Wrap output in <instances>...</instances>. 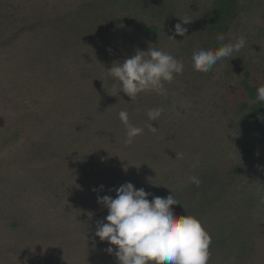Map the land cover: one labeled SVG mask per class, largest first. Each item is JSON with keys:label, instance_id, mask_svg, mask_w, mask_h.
Masks as SVG:
<instances>
[{"label": "rangeland", "instance_id": "1", "mask_svg": "<svg viewBox=\"0 0 264 264\" xmlns=\"http://www.w3.org/2000/svg\"><path fill=\"white\" fill-rule=\"evenodd\" d=\"M216 1L0 0V264H117L94 235L107 215L97 196L126 182L150 201H187L204 184L202 208L173 212L210 235L208 264H264V118H242L261 103L264 0H230L225 33L206 22ZM184 17L186 37L174 35ZM239 37L234 58L193 69L194 50ZM148 48L182 60L183 73L163 95L112 96L107 70ZM122 110L143 128L131 145Z\"/></svg>", "mask_w": 264, "mask_h": 264}, {"label": "clouds", "instance_id": "2", "mask_svg": "<svg viewBox=\"0 0 264 264\" xmlns=\"http://www.w3.org/2000/svg\"><path fill=\"white\" fill-rule=\"evenodd\" d=\"M174 26V35L185 36L191 23L188 17L180 18ZM186 37V36H185ZM175 40L172 37H169ZM223 40V36L218 37ZM246 44L244 37L226 43L217 49H196L191 60L195 71L209 72L222 59H231ZM183 61L157 48L147 51L136 50L131 57L113 63L108 75L120 85L112 96L120 92L134 100L138 94L155 92L163 95L165 83H170L176 75L182 74ZM256 101L264 103V85L256 89ZM163 108L147 111L149 121H156ZM119 119L125 127V144L131 145L143 133V128L129 121L127 111H120ZM148 129L156 132L152 123ZM183 153L175 157L183 159ZM195 166H198V162ZM190 183L200 185L198 177H190ZM103 189V185L100 186ZM93 191H96L94 189ZM113 191V189H109ZM115 198L110 195L97 196V203L107 210L105 222H97L95 237L110 245L106 252L116 257L117 264H208L211 237L198 219L190 215L177 216L172 205L180 204L171 194L167 197H148L151 193L143 188L136 189L130 182L114 189ZM112 245L115 248L111 247Z\"/></svg>", "mask_w": 264, "mask_h": 264}, {"label": "trees", "instance_id": "3", "mask_svg": "<svg viewBox=\"0 0 264 264\" xmlns=\"http://www.w3.org/2000/svg\"><path fill=\"white\" fill-rule=\"evenodd\" d=\"M229 2L230 0H217L214 4L210 12H208L206 16V22L208 26L220 33H225L226 30V21L230 17L229 12ZM246 89H248V86H245ZM247 107V104L243 106ZM247 112L242 114V118L246 123H261V120L264 118V103H256L252 106L247 107ZM243 111V110H242ZM204 184L200 186L202 190H198V192H191L188 193L189 196H192L193 193H197L198 197L195 198H189L187 201L183 199H179L180 204H174L172 205V210L182 208L180 206H183V208H186V212L191 213V209H198L202 208L201 206L204 205ZM193 185H189L191 187ZM188 187V188H189ZM194 191V190H192Z\"/></svg>", "mask_w": 264, "mask_h": 264}]
</instances>
